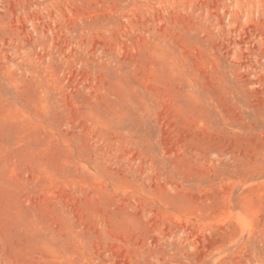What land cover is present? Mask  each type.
I'll return each instance as SVG.
<instances>
[{
    "label": "rangeland",
    "instance_id": "rangeland-1",
    "mask_svg": "<svg viewBox=\"0 0 264 264\" xmlns=\"http://www.w3.org/2000/svg\"><path fill=\"white\" fill-rule=\"evenodd\" d=\"M0 264H264V0H0Z\"/></svg>",
    "mask_w": 264,
    "mask_h": 264
}]
</instances>
